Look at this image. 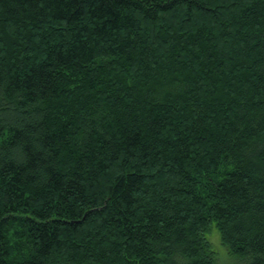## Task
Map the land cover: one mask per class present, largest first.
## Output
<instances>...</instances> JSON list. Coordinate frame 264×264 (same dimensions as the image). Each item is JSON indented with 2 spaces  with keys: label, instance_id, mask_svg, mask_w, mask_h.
I'll list each match as a JSON object with an SVG mask.
<instances>
[{
  "label": "trees",
  "instance_id": "1",
  "mask_svg": "<svg viewBox=\"0 0 264 264\" xmlns=\"http://www.w3.org/2000/svg\"><path fill=\"white\" fill-rule=\"evenodd\" d=\"M0 264H264V0H0Z\"/></svg>",
  "mask_w": 264,
  "mask_h": 264
},
{
  "label": "rangeland",
  "instance_id": "2",
  "mask_svg": "<svg viewBox=\"0 0 264 264\" xmlns=\"http://www.w3.org/2000/svg\"><path fill=\"white\" fill-rule=\"evenodd\" d=\"M212 239H213V242H214V244H215L216 249H219V251H220L222 257H224V258H226V260H228L227 257H226V254H225V250H224L223 247L219 244L220 241H219V237H218V235L216 236V234H214V236L212 237ZM229 261H230V258H229Z\"/></svg>",
  "mask_w": 264,
  "mask_h": 264
}]
</instances>
